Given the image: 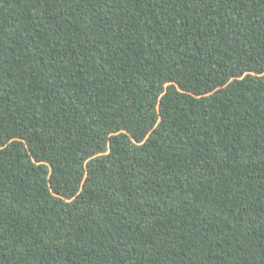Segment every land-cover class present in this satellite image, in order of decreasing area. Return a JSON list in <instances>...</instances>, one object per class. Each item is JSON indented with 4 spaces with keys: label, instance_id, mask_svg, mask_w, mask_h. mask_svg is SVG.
<instances>
[{
    "label": "trees",
    "instance_id": "trees-1",
    "mask_svg": "<svg viewBox=\"0 0 264 264\" xmlns=\"http://www.w3.org/2000/svg\"><path fill=\"white\" fill-rule=\"evenodd\" d=\"M0 264H264V0H0Z\"/></svg>",
    "mask_w": 264,
    "mask_h": 264
}]
</instances>
